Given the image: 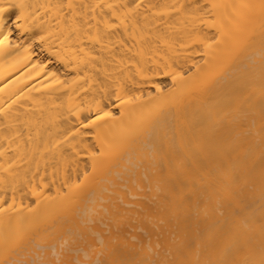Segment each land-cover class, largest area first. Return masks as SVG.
<instances>
[{
    "label": "bare ground",
    "instance_id": "6f19581e",
    "mask_svg": "<svg viewBox=\"0 0 264 264\" xmlns=\"http://www.w3.org/2000/svg\"><path fill=\"white\" fill-rule=\"evenodd\" d=\"M0 264H264V0H0Z\"/></svg>",
    "mask_w": 264,
    "mask_h": 264
}]
</instances>
